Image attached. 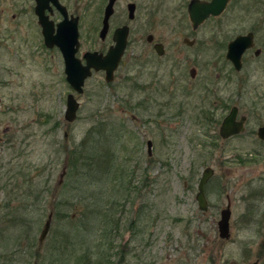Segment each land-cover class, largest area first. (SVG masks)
<instances>
[{"label":"rangeland","instance_id":"rangeland-1","mask_svg":"<svg viewBox=\"0 0 264 264\" xmlns=\"http://www.w3.org/2000/svg\"><path fill=\"white\" fill-rule=\"evenodd\" d=\"M126 1L119 0V10ZM87 2L90 27L97 24L102 0ZM138 2L132 42L141 47L149 31L169 50L166 69L162 65L156 71L161 62L154 60L142 75L144 82L154 79L156 99L149 106L134 109L147 91H135L129 79L134 73L131 48L113 83L97 73L77 94L66 81L60 53L53 61L34 56L35 33H14L8 59L0 45V79H9L6 87L0 85V185L12 179L0 192V264H251L257 259L264 264V144L245 133L210 146L206 134L214 135L217 126L197 119L201 107L215 98L198 91L180 113L171 76L182 73L178 56L185 36L212 43L222 27L221 40L228 41L261 24L264 0H232L223 15L196 31L186 13L189 0ZM23 4L31 0H0V9L11 20ZM209 56L202 64L213 82L216 70ZM68 93L80 103L72 122L65 118ZM149 139L153 157L147 153ZM78 151L107 152L114 174L103 179L99 171L80 170L81 163L69 166L70 154ZM208 166L215 175L206 188L209 208L202 211L197 184ZM228 202L231 237L222 239L218 221ZM50 213V230L41 242ZM92 245L101 255L81 258Z\"/></svg>","mask_w":264,"mask_h":264},{"label":"flooded vegetation","instance_id":"flooded-vegetation-1","mask_svg":"<svg viewBox=\"0 0 264 264\" xmlns=\"http://www.w3.org/2000/svg\"><path fill=\"white\" fill-rule=\"evenodd\" d=\"M88 1V0H87ZM85 0H31V5H22V7L11 14V20L7 19V15L5 16L7 10L4 8L0 9V33L2 31L9 32L8 36L0 35V45L6 50L10 49V41L13 38V34L16 32L27 33L28 35L31 33L36 34L37 44H35V48L32 51L34 56H39V54L50 56L51 60L53 58H57L58 53L61 54L63 58V54L60 51V48L57 44L49 45L46 37L44 35V31L52 32L54 36H57L59 31V24L63 21L70 22L74 24L75 17H77V29L79 32L78 40V50L76 52V56L81 59L82 63L86 65L87 61L85 59V54L88 52H98V54L102 55V58L107 55L110 48L115 45L114 36L118 29L123 27L126 28L127 36H126V44L123 50V54L118 63V67L114 71V76L111 81L106 80V70H92V75L89 76L85 80L86 81L96 75L97 73H102L105 77V81L107 83H113L115 80V75L120 65L126 64V59L128 55V49H132L133 51L130 53L131 58H133L134 63V73L131 78L132 83L134 84L135 91H147V93L134 103V109L142 107L144 103L147 106L153 103V97L156 99L154 93V79L148 82L142 81V75L149 67L151 61H160L161 63L158 66V70L162 71V65L166 69L167 59L169 58V50L166 44L162 41L156 40L154 34L147 33L146 41L140 42L141 47L139 45V41L136 43L132 40V36L137 37V26L133 22L137 20V12H138V0H129L123 4V8L119 10V0H112V13L108 18V26L104 27V20L106 16V9L110 4L111 0H102L99 7H97V12L100 13L97 24L94 26L91 24L88 27V23L85 19V11L91 7L90 3ZM90 1V0H89ZM193 0H189L186 5V13L190 20L192 29L194 31L198 30L200 26H202L207 20L211 18H218L223 15L232 0H229L225 10L215 16H209L203 23L194 26L191 21L190 13H189V4ZM198 1H211V0H198ZM82 10V11H81ZM85 13V14H84ZM6 19L4 20V18ZM117 22L114 25V21ZM123 19H121V18ZM114 19V20H113ZM15 27L11 28L12 25L9 24L11 22ZM264 20H261V24L253 25L250 29L245 32L239 33L234 36L232 39L226 41L221 40L225 39L224 36H220L223 32L222 27H218L217 31H215L216 40L212 43L197 41L194 37L185 36L182 42L181 53L179 54V65L182 69V73L180 75H171L172 80L174 81V85L176 89L179 90L180 94V106L182 113L186 108V103H188L189 98H196V93L200 91L204 92L207 97L209 94L213 95L215 98L213 104L210 106L201 107L198 114V122L201 121L204 125L211 127L217 126V131L215 134L210 135V133L206 134L207 139L210 137L211 142L210 146H218V140L222 142L231 141L235 138L241 137V135L247 133V137L249 139H256L259 143L264 144V132L263 136L260 134V130L264 128ZM86 24V26H85ZM24 25V26H23ZM86 27V30H85ZM105 29V30H104ZM104 30V32H102ZM220 33V34H219ZM250 35V43L243 50L240 55V67L238 68L235 61L228 56L230 51V44L239 36ZM137 40V38H136ZM138 43V45H137ZM92 44L91 46H89ZM98 44H100L98 46ZM206 45H210L207 47ZM136 46V49H134ZM133 47V48H132ZM7 52L4 53L6 58H9ZM16 53V52H15ZM17 54V53H16ZM232 54L236 55V52L233 51ZM210 55V56H209ZM205 56H209L208 59L213 63L216 74L213 82L209 79V75H207V70L203 68V60ZM237 56V55H236ZM64 62V58H63ZM208 62V61H207ZM64 64V72H65V62ZM173 65L171 66V70L173 73ZM207 65L206 63L204 66ZM163 67V66H162ZM8 75L11 71L9 67H7ZM66 75V74H65ZM201 78H204L202 80ZM202 80V81H201ZM204 81V82H203ZM9 82L8 77H3L0 79L1 87H6ZM84 84V89H85ZM172 86V84H169ZM166 87V86H165ZM70 88L74 91V89L70 86ZM158 88V87H157ZM167 88V87H166ZM151 91V92H149ZM159 93H163L161 89H157ZM75 92V91H74ZM84 92V91H83ZM76 93V92H75ZM145 93V92H144ZM70 93H68L69 95ZM67 95V96H68ZM75 95V94H74ZM202 96V94H201ZM171 98L174 99V93L171 95ZM201 98V97H200ZM245 100V104L243 101ZM0 99V103H1ZM169 103V102H168ZM247 104V105H246ZM220 113V115H219ZM231 113H234V123L240 124L241 130L237 133H233L224 137L221 134V127L224 124L225 119L230 116ZM136 120V118H134ZM8 131V129H6ZM152 140H147V153H148V142ZM153 142H152V152L148 153L149 157H153ZM220 154V153H219ZM214 170V173L209 178L204 187V194L207 200V206L209 208V201L206 195V188L210 184V181L213 179L215 175V169L211 166H208ZM208 167H205L202 171ZM201 174V177H202ZM200 177V179H201ZM199 179V182H200ZM11 177H9L7 181V185H0V192L4 191L11 183ZM197 184V189L198 185ZM20 183V182H19ZM199 191V190H198ZM197 191V193H198ZM196 193V195H197ZM197 200V198H196ZM198 202V200H197ZM230 205L228 202L227 207ZM7 206H10L9 204ZM199 206V203H198ZM207 208V210H208ZM200 209V208H199ZM231 209V206H230ZM205 210V211H207ZM203 211V210H202ZM232 212V211H231ZM53 214V213H52ZM232 216V214H231ZM223 239V238H222ZM40 241V239H39ZM260 264V260L257 259Z\"/></svg>","mask_w":264,"mask_h":264},{"label":"water","instance_id":"water-1","mask_svg":"<svg viewBox=\"0 0 264 264\" xmlns=\"http://www.w3.org/2000/svg\"><path fill=\"white\" fill-rule=\"evenodd\" d=\"M229 0H211V1H198L193 0L189 4V13L191 17V21L194 26L197 27L201 23H203L209 16L211 15H219L221 14ZM112 13V0L106 9V16L104 20V27L108 26V18ZM105 30V29H104ZM104 30L102 32H104ZM44 35L49 45L57 44L60 48V51L63 54L64 62H65V74L66 80L70 84V86L74 89V91L79 94L84 91L85 80L92 75V70H106V80L111 81L114 76V71L118 67V63L123 54V50L126 44V28L123 27L118 29L115 33L114 40L115 45L112 46L105 57L102 58L101 54L98 52H88L85 54V59L87 61L86 65H84L76 56V52L78 50L79 45V32L77 29V17H75L74 24L67 22L66 20L59 24V31L57 36H54L52 32L44 31ZM250 35L239 36L230 44V51L228 56H230L236 63L237 67H240V55L243 50L250 43ZM235 51L236 55L232 54ZM79 102L74 96L73 93H70L67 96V108L65 111V118L72 122L77 117V110L79 109ZM241 130L240 124L234 123V113H231L228 116L220 131L221 134L226 137L233 133H237ZM264 128L260 130V134L263 136ZM152 152V141L148 142V153ZM65 172V171H64ZM214 173V170L210 167L206 168L202 174L198 185V193L196 198L199 203L200 210H207V200L204 194V187L209 178ZM231 209L230 205L221 211V218L218 221L219 228V236L223 239H230L231 237V228H230V219H231ZM52 214L49 215L46 220L43 230L41 232L40 241L42 242L47 236L50 226H51ZM258 260L252 262L251 264H258Z\"/></svg>","mask_w":264,"mask_h":264},{"label":"trees","instance_id":"trees-1","mask_svg":"<svg viewBox=\"0 0 264 264\" xmlns=\"http://www.w3.org/2000/svg\"><path fill=\"white\" fill-rule=\"evenodd\" d=\"M85 144L83 145V149H84V151L85 150L88 151V147H89L88 144L89 143H87L86 145ZM77 154L78 155H74V152L72 154H70L68 161H67V164L69 166H70V164H72L73 166H76L77 164L80 165V163H81L80 170H83V169L84 170H86V169L91 170L92 172H94V174H97L99 171L100 175L103 174V179H106V178L110 177L112 174H114V170H113L114 169L113 168L114 167V163H113L114 159L112 160L111 156L109 157V155H107V152L104 153L103 155L102 154L98 155V154H94V153H90V152L88 154L83 152L81 155H79L80 153L78 151ZM104 174H106V175L104 176ZM101 179H102V176H101L100 180ZM115 206H116V204H115ZM59 214H62V213H59V210H57L56 215H59ZM95 247H96V245H92L91 247H89V250L84 254V255H86V254L87 255L86 256L83 255L81 258H84V257L86 258L87 256H88V259L93 258L95 253L97 255H99L100 252L98 253V249L96 250ZM94 249H95V251L92 252ZM100 257L101 256H99V258ZM106 262H107V260H106Z\"/></svg>","mask_w":264,"mask_h":264}]
</instances>
